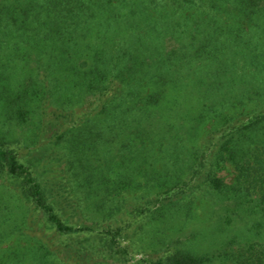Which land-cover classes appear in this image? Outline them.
Returning a JSON list of instances; mask_svg holds the SVG:
<instances>
[{
    "label": "trees",
    "instance_id": "trees-1",
    "mask_svg": "<svg viewBox=\"0 0 264 264\" xmlns=\"http://www.w3.org/2000/svg\"><path fill=\"white\" fill-rule=\"evenodd\" d=\"M0 170V264H264V0H0Z\"/></svg>",
    "mask_w": 264,
    "mask_h": 264
},
{
    "label": "rangeland",
    "instance_id": "rangeland-1",
    "mask_svg": "<svg viewBox=\"0 0 264 264\" xmlns=\"http://www.w3.org/2000/svg\"><path fill=\"white\" fill-rule=\"evenodd\" d=\"M10 145H12V144H10ZM12 147L17 149L18 153H20V157H22L21 161L23 163H25L26 165H30L31 167H35V168H32V169L33 170L34 169L37 170V172H36L37 176L48 177V178L50 177L51 178V175L48 174L49 176H47V174H46V172L49 173L48 166H46L44 164L45 162L39 161V157L35 156L36 154L29 153L26 149L23 148L22 144H20V145L14 144ZM43 173H45V175ZM221 175L223 177H225L228 182H232L233 175L229 174V172L224 171V172L221 173ZM19 183H20V181L18 180V178L12 177L11 175H9V174H7V173H5V172L0 170V198L3 197L5 191H10V192H12L15 195V200H13V199L9 198V196H8V193H10V192H6L5 193L6 197L4 198V203H6L5 205H8L11 208V211H14L13 209H15L17 206H19V203H17V197L19 198V196H20V194H19L20 190L16 189V188H18L16 186L19 185ZM9 185H10V187H8ZM54 199H55L57 204L61 203L62 199L59 196L55 197ZM0 202L3 203V199ZM0 208H1V206H0ZM70 213H71V209L66 207L64 215L67 214L66 216L68 218L69 216H71ZM200 219L202 220L203 216ZM14 240H15V238L13 239V241ZM128 243L129 242L127 241V243H126L127 246L129 245ZM10 244H12L11 241H10L9 244L4 245L3 247L6 248ZM90 244L95 245L96 248H102L101 247L102 245H101L99 237H97L96 239L90 240ZM86 245H88V244H86ZM135 250L136 249H134V251ZM141 257H142V255H140V254L135 256L136 259H141ZM130 263H133V261H131ZM110 264H122V263H120L118 261L110 260ZM124 264H129V263H124ZM215 264H220V263H215ZM221 264H225V263H221Z\"/></svg>",
    "mask_w": 264,
    "mask_h": 264
}]
</instances>
